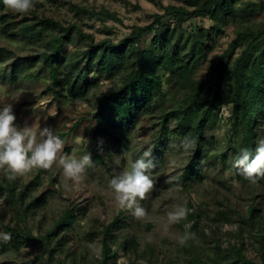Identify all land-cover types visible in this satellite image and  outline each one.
Returning <instances> with one entry per match:
<instances>
[{
    "label": "rangeland",
    "instance_id": "374dc122",
    "mask_svg": "<svg viewBox=\"0 0 264 264\" xmlns=\"http://www.w3.org/2000/svg\"><path fill=\"white\" fill-rule=\"evenodd\" d=\"M203 1L37 0L38 4L23 15L8 8L2 11L7 16L6 22L0 24V104L13 105L14 123L18 126L51 127L64 147L47 169L34 167L17 174L15 179L0 169V232H10L12 237L27 232L36 238L17 251L1 240L0 262L98 264L103 229L115 221L108 237L114 258L108 264H264V186L239 182L233 176L238 143L232 131L231 105L217 109L204 129V177L200 181L182 178L195 148L190 137L174 131V117L161 130V112L176 109V102L184 98L205 97V82L218 62L224 59L231 64L240 54L246 44L232 47L237 32L245 27L264 28V0H232L235 17L227 16L225 20L191 15L178 25L168 14L178 7L192 11ZM155 15L161 16L160 24L142 35L143 46H149L153 37L170 33L172 50L180 56L196 50L197 38L206 56L195 65L190 83L176 86L164 80L163 95L141 116L132 132L129 151L105 155V167L93 160L94 103L121 84L126 68L95 74L97 85L85 100H55L45 92L49 71L44 55L50 52L53 37L63 33L61 28L74 26L61 50L66 60L62 71H74L83 65V54L89 45L78 30L90 35L94 43L106 40L116 44L135 28L150 25ZM49 22L50 26H46ZM33 25L35 31L31 34L21 31V27ZM156 46L160 48L161 42ZM34 56L38 59L33 64L26 62ZM21 58L26 66L12 81L9 63ZM262 139L264 113L254 128L256 147ZM155 146L160 156L150 169L153 188L140 201L145 216L136 218L131 210L118 205L110 180L130 170L134 160ZM61 154L77 158L90 154L91 166L80 180H69L59 163ZM12 181L16 182L15 197L30 184L24 204L8 198L7 187ZM44 193L47 195L42 207L24 210L32 198ZM176 205L194 214V219L184 221L182 228L167 218ZM66 211L73 214L71 227L47 238ZM238 249L246 261L239 259Z\"/></svg>",
    "mask_w": 264,
    "mask_h": 264
},
{
    "label": "trees",
    "instance_id": "16d2710c",
    "mask_svg": "<svg viewBox=\"0 0 264 264\" xmlns=\"http://www.w3.org/2000/svg\"><path fill=\"white\" fill-rule=\"evenodd\" d=\"M32 2L35 5L38 4L37 0ZM195 6L192 11L181 7L174 8L168 14L178 25L186 16L191 15L205 16L211 20L221 18L225 20L227 16L235 17L232 0H204ZM5 8L7 7L0 2V24L6 22L7 15L2 13ZM160 19L161 16L155 15L150 25L135 28L128 37L116 44L106 40L94 43L90 35H83L78 30L77 33L81 38L88 39L89 45L83 54V65L77 66L74 71H62L66 60L61 53L64 43L71 38L74 26L61 28L63 33L53 37L51 50L44 55V62L49 71V82L45 92L55 100H85L97 85L95 74L126 68L121 84L106 91L94 103L95 111L92 117L95 127L92 139L96 146L93 160L105 167H107L105 155L124 154L129 151L132 132L139 124L141 116L146 114L156 100L163 95L164 80L167 83L173 82L176 86L181 85V82L190 83L195 65L201 57L206 56L200 38L195 41L196 50H192L188 56H180L172 50L170 33L162 37H153L149 46H143L140 42L142 35L151 30L155 24H160ZM50 24L49 22V25H45L50 26ZM35 26H23L21 31L31 34L35 31ZM159 41L160 48L156 46V42ZM260 42L263 45L259 47ZM243 43L246 46L231 64L221 59L214 67L209 79L205 82L207 88L205 97L184 98L183 102H176V109L161 112V130H165L168 120L174 117L176 119L174 131L179 135L189 136L195 146L183 170V179L200 181L204 177L201 159L206 142L204 129L213 118L214 112L222 105L232 107V131L238 143L235 160L242 149H247L253 156L255 155L254 128L264 113V28L254 30L245 27L237 32L232 47ZM36 59L38 57L34 56L26 62L33 64ZM26 62L21 58L9 63L12 81L15 80L17 73L24 69ZM150 153L149 158L155 165L160 151L155 146ZM233 176L239 182L264 186V176H259L254 181L250 180L235 165ZM29 186L30 184L25 185L19 196L15 197L16 182L12 181L7 187L8 198L13 202L24 204ZM46 195L47 193H44L32 198L25 205L24 210L42 207L46 202ZM250 212L252 213V209ZM193 219L194 214H187L178 222V225L182 228L184 221ZM72 222V212L66 211L47 238L51 239L59 232L65 231L71 227ZM114 223L115 221L103 229L101 257L98 264H108L114 258L108 243ZM11 231L15 232V230ZM35 240L36 238L30 233L22 232L8 240L7 244L17 251ZM130 245L125 243V246ZM236 254L239 259L246 261L239 249L236 250ZM0 264L13 263L4 261Z\"/></svg>",
    "mask_w": 264,
    "mask_h": 264
},
{
    "label": "clouds",
    "instance_id": "9594fccd",
    "mask_svg": "<svg viewBox=\"0 0 264 264\" xmlns=\"http://www.w3.org/2000/svg\"><path fill=\"white\" fill-rule=\"evenodd\" d=\"M0 2L21 15L28 13L34 7L32 0H0ZM15 120L13 105L0 104V169L9 173L10 179H15L17 174L34 167L44 169L51 167L64 147V142L54 134L51 127L41 128L33 124H25L21 127L14 123ZM37 127H39L38 133ZM150 156L151 153L145 151L140 158L133 161L130 170L115 175L110 180L118 205L131 210V214L136 218L145 216L146 211L140 201L153 188L150 169L155 165ZM59 163L69 180L78 181L91 166L92 160L90 154L79 158L61 154ZM234 165L250 180L254 181L257 177L264 176V139L259 141L254 156L247 149H242ZM187 211L186 207L174 206V210L167 213L168 221L179 222L186 216ZM11 238L10 232H0V240L8 241Z\"/></svg>",
    "mask_w": 264,
    "mask_h": 264
}]
</instances>
